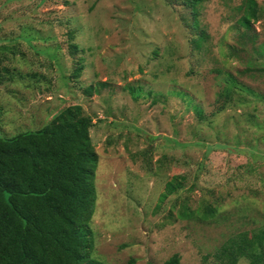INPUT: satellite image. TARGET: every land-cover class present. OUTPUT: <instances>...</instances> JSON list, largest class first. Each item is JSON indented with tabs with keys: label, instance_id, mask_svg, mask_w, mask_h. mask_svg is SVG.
<instances>
[{
	"label": "rangeland",
	"instance_id": "obj_1",
	"mask_svg": "<svg viewBox=\"0 0 264 264\" xmlns=\"http://www.w3.org/2000/svg\"><path fill=\"white\" fill-rule=\"evenodd\" d=\"M191 1L0 0V136L83 106L105 264H264L248 256L264 228V0L252 29L244 0ZM227 73L256 94L219 110Z\"/></svg>",
	"mask_w": 264,
	"mask_h": 264
},
{
	"label": "trees",
	"instance_id": "obj_2",
	"mask_svg": "<svg viewBox=\"0 0 264 264\" xmlns=\"http://www.w3.org/2000/svg\"><path fill=\"white\" fill-rule=\"evenodd\" d=\"M198 1H191L195 11ZM238 9V25L252 29L259 18L258 0H244ZM193 20L198 28L197 12ZM206 39L202 32L193 42L200 48ZM227 75L219 92L223 99L219 110L233 99L236 88L256 94L231 73ZM93 125L83 106L73 104L40 129L0 136V264H105L92 256L89 227L99 162L90 135ZM263 242L264 228L248 241V256L254 263L264 258ZM235 245L232 239L227 246L231 253ZM180 261L175 254L163 264Z\"/></svg>",
	"mask_w": 264,
	"mask_h": 264
}]
</instances>
